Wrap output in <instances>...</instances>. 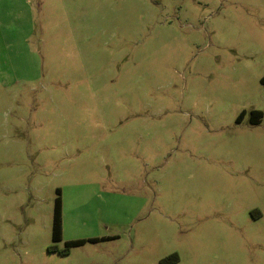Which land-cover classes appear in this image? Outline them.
I'll return each instance as SVG.
<instances>
[{"label":"rangeland","instance_id":"obj_1","mask_svg":"<svg viewBox=\"0 0 264 264\" xmlns=\"http://www.w3.org/2000/svg\"><path fill=\"white\" fill-rule=\"evenodd\" d=\"M263 77L264 0H0V264H264Z\"/></svg>","mask_w":264,"mask_h":264},{"label":"trees","instance_id":"obj_2","mask_svg":"<svg viewBox=\"0 0 264 264\" xmlns=\"http://www.w3.org/2000/svg\"><path fill=\"white\" fill-rule=\"evenodd\" d=\"M261 84L264 87V77L261 79ZM247 112L244 110L237 119L238 123H241L246 117ZM264 113L259 110H253L251 112L250 121L253 125H259L262 122ZM57 198L55 200L53 227H52V238L54 245L50 247V251L57 252L62 255L70 254L71 250L75 247L84 246L87 243H100L109 240H114L116 237H102V238H91L88 240H75L68 241L65 243V248L60 249L58 244L63 241V199L61 196V190H57ZM179 256L177 254L171 255L162 261V264H177L179 262Z\"/></svg>","mask_w":264,"mask_h":264}]
</instances>
